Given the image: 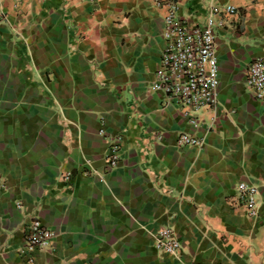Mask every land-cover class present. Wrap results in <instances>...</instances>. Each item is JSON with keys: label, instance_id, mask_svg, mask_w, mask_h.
I'll use <instances>...</instances> for the list:
<instances>
[{"label": "crops", "instance_id": "crops-1", "mask_svg": "<svg viewBox=\"0 0 264 264\" xmlns=\"http://www.w3.org/2000/svg\"><path fill=\"white\" fill-rule=\"evenodd\" d=\"M177 1L190 25L213 4L238 10L216 30L219 101L197 127L150 87L166 45L154 0H3L0 264H264V101L245 84L264 58V0ZM182 133L204 145L177 148ZM34 219L55 236L29 263ZM165 227L181 257L156 250Z\"/></svg>", "mask_w": 264, "mask_h": 264}, {"label": "built area", "instance_id": "built-area-1", "mask_svg": "<svg viewBox=\"0 0 264 264\" xmlns=\"http://www.w3.org/2000/svg\"><path fill=\"white\" fill-rule=\"evenodd\" d=\"M2 2L3 0H0V23L6 19ZM154 3L157 7H164L167 10L164 18L166 45L156 79L150 87L153 91L163 94L168 105L175 106L187 117L191 116L190 123L197 127L199 121L195 117L196 113L207 108H216L219 101L220 68L216 30L224 26L223 16L237 15L238 10L231 5L213 4L208 8L203 25H190L180 18L177 0H154ZM245 84L258 100L264 101V58H258L249 65L245 74ZM203 145L202 140L186 133L180 134L177 139L179 149ZM119 162L118 147H114L108 159V170L117 168ZM63 178L69 180L71 174H65ZM5 189L0 176V201ZM236 193L237 200L245 208L247 215L250 218H258L260 214L258 187L242 182L237 185ZM18 207L22 208L21 204H18ZM54 236L53 230L40 220H32L21 254L27 255L29 263H33L38 250L52 247ZM152 236L159 253L181 257L183 246L171 228H161Z\"/></svg>", "mask_w": 264, "mask_h": 264}]
</instances>
